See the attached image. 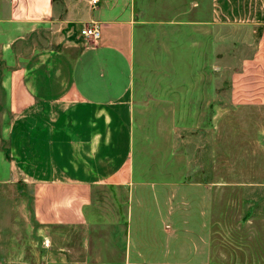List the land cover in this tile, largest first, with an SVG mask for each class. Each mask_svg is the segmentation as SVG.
Returning a JSON list of instances; mask_svg holds the SVG:
<instances>
[{
  "label": "crops",
  "instance_id": "obj_1",
  "mask_svg": "<svg viewBox=\"0 0 264 264\" xmlns=\"http://www.w3.org/2000/svg\"><path fill=\"white\" fill-rule=\"evenodd\" d=\"M220 22L260 24L252 51L230 72L228 99L264 106V0H0V108L7 115L1 177L17 175L32 191L34 218L52 227L89 224L95 189L126 193L122 244L88 242L78 264H211L201 241L188 245L187 196L173 198L176 218L169 188L217 185L185 176L217 173ZM86 23L98 27L97 38L78 33ZM140 138L174 152L178 163L162 165L179 173L176 181L139 180ZM187 147L198 158L193 164ZM158 187L168 190L160 195ZM59 248L48 249L52 264H60ZM66 249V264H73Z\"/></svg>",
  "mask_w": 264,
  "mask_h": 264
},
{
  "label": "rangeland",
  "instance_id": "obj_2",
  "mask_svg": "<svg viewBox=\"0 0 264 264\" xmlns=\"http://www.w3.org/2000/svg\"><path fill=\"white\" fill-rule=\"evenodd\" d=\"M259 27V23L219 24L217 173L203 170L202 173L187 172L185 176L187 181L198 177L203 181L213 178L217 180V185L205 188L208 185L203 184L202 189L192 186H186L185 190L169 188L172 199H177L178 195L187 196L186 213L191 214L186 222L188 234H191L187 237L188 245L201 241L202 254L204 257L209 255L211 264H264V106L242 107L230 103L228 99L230 72L237 69L241 58L252 51ZM5 112L0 108V154L6 144ZM142 135L146 136L144 132ZM152 135L157 138L156 134ZM136 141L138 155L134 156V162L139 180L162 181L169 177L172 182L176 181L174 179L179 173L163 172L166 167L162 165L164 160L178 163L174 152L169 150L166 153L168 149H163L166 147L162 141H142L141 138ZM186 144L194 146L195 142L188 141ZM187 151L192 156L187 158V164L195 163L198 158L193 157V149L187 147ZM169 154L171 156H167ZM202 160L207 166L210 157H203ZM179 166L177 164L176 167ZM1 176L0 264H52V254L48 252L52 244L60 247L61 253L57 256L60 264H66L67 246L70 247L72 260H75L73 264H78L83 260L84 246L88 242L92 246L122 244V236L117 234L119 227L125 228L122 218L126 193L123 190L95 189L87 210L89 216L93 214L90 225L87 221H80L52 227L42 225L34 218L32 191L19 186L17 175L12 180H4ZM155 190L161 195L168 189L158 187ZM137 192L144 198L148 195V190L143 187H139ZM174 199L171 211L177 218L178 201ZM200 210L203 215L194 219V213ZM166 227L179 228L171 223H167ZM110 230L115 234L111 238L105 235ZM111 231L108 233L111 234ZM197 231H202L201 238L194 236ZM176 240L179 241L178 237L175 244ZM55 254L53 257H56ZM94 254L91 251L87 256ZM102 254L104 257L114 255L109 250Z\"/></svg>",
  "mask_w": 264,
  "mask_h": 264
},
{
  "label": "built area",
  "instance_id": "obj_3",
  "mask_svg": "<svg viewBox=\"0 0 264 264\" xmlns=\"http://www.w3.org/2000/svg\"><path fill=\"white\" fill-rule=\"evenodd\" d=\"M95 0H91L94 3ZM78 33L82 36L90 37V38H97L99 36V29L94 23H86L83 24Z\"/></svg>",
  "mask_w": 264,
  "mask_h": 264
}]
</instances>
